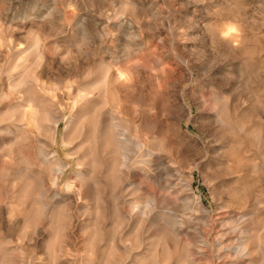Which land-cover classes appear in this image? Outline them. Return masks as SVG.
Here are the masks:
<instances>
[{
	"label": "rangeland",
	"instance_id": "obj_1",
	"mask_svg": "<svg viewBox=\"0 0 264 264\" xmlns=\"http://www.w3.org/2000/svg\"><path fill=\"white\" fill-rule=\"evenodd\" d=\"M0 264H264V0H0Z\"/></svg>",
	"mask_w": 264,
	"mask_h": 264
},
{
	"label": "bare ground",
	"instance_id": "obj_2",
	"mask_svg": "<svg viewBox=\"0 0 264 264\" xmlns=\"http://www.w3.org/2000/svg\"><path fill=\"white\" fill-rule=\"evenodd\" d=\"M117 128V127H116ZM116 132V131H115ZM117 134V133H116ZM120 134V133H119ZM122 139V138H121ZM119 141V140H118ZM44 161V160H43ZM60 171V170H59ZM61 174V173H60Z\"/></svg>",
	"mask_w": 264,
	"mask_h": 264
}]
</instances>
